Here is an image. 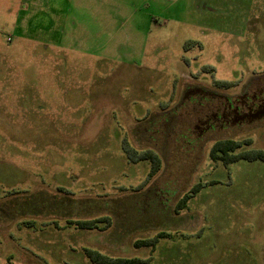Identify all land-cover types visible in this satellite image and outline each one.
Returning a JSON list of instances; mask_svg holds the SVG:
<instances>
[{"label":"rangeland","instance_id":"374dc122","mask_svg":"<svg viewBox=\"0 0 264 264\" xmlns=\"http://www.w3.org/2000/svg\"><path fill=\"white\" fill-rule=\"evenodd\" d=\"M263 71L264 0H0V264H264V160L212 159L178 109Z\"/></svg>","mask_w":264,"mask_h":264},{"label":"flooded vegetation","instance_id":"af4514ba","mask_svg":"<svg viewBox=\"0 0 264 264\" xmlns=\"http://www.w3.org/2000/svg\"><path fill=\"white\" fill-rule=\"evenodd\" d=\"M192 78H186L178 103V109H185L194 120L190 135L214 143L238 141L236 136L244 132L264 137V71L224 86L215 82V87L225 90Z\"/></svg>","mask_w":264,"mask_h":264},{"label":"trees","instance_id":"16d2710c","mask_svg":"<svg viewBox=\"0 0 264 264\" xmlns=\"http://www.w3.org/2000/svg\"><path fill=\"white\" fill-rule=\"evenodd\" d=\"M220 85H226L230 82L228 81H218ZM242 146V142L235 140H220L213 144L210 154L211 158L214 160H222L226 164L231 162H236L241 159L247 160H256L261 159L264 160V151L262 150H249L243 151L240 153H236V150ZM137 160L148 159L152 163V172L151 174H155L161 170L162 166V157L159 152L154 149H146L140 153L136 152V156L133 157ZM202 186L196 185L194 186L188 193H186L182 199L178 201L175 207L176 213H180L182 209L187 206L188 201L200 190ZM104 222L107 223L108 226L111 224V219L108 216L98 217L92 220H81L77 221L76 224L81 228H98V223ZM157 238L150 239L144 241L143 243L147 244H155L157 242ZM87 256L96 264H137L140 262V259L137 258H126V257H111L102 252H99L95 249H86Z\"/></svg>","mask_w":264,"mask_h":264}]
</instances>
